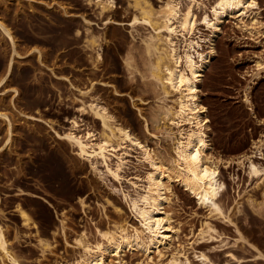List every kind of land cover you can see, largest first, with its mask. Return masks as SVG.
Here are the masks:
<instances>
[{
  "label": "rangeland",
  "instance_id": "374dc122",
  "mask_svg": "<svg viewBox=\"0 0 264 264\" xmlns=\"http://www.w3.org/2000/svg\"><path fill=\"white\" fill-rule=\"evenodd\" d=\"M97 1L0 0V19L10 29L18 53L13 56L8 86L0 87V111L13 127L11 145L1 149L7 126L0 118V221L8 227L9 242L20 264H61L77 256L75 238L84 233L94 240L96 228L117 220L112 207L104 203L106 198L121 205L130 226H139L122 194L133 197L142 191L150 167L140 151L126 145L117 149L115 153L123 159L117 181L94 173L90 163L57 136L70 127L77 135L101 129L100 120L88 109L81 111L89 101L96 99L105 105L115 121L146 138L151 150L161 145L171 151L168 142H157L144 131L142 117L157 101L137 76L129 78L122 60L125 50L139 46V36L147 31L139 25L131 30L133 10L127 0H113L112 8L101 15ZM148 1L157 8L166 0ZM194 1L198 7L194 8L197 21L192 39L200 46L195 45L198 52H206L211 34L202 17L211 15L214 0ZM256 4L251 11L264 21V0H256ZM60 6L65 7V14ZM86 24L90 31L103 34L97 64L94 51L83 45ZM240 25L235 16L222 22L198 88L207 117L208 151L221 161L218 171L224 188L219 200L225 217L199 206L182 184L173 180L165 209L177 232L168 245L149 257L139 249H126L120 256H109L106 264H168L172 257L200 264L199 252L215 264H264V211L257 213L248 202L263 203L264 208V151L261 157L256 154L252 158L262 169L257 177L249 178L244 167L236 165L239 156L251 155V141L264 133V36H249ZM33 48L40 54L30 51ZM11 54L10 42L0 32V70ZM257 62L262 64L258 70ZM173 98L168 96L167 102ZM97 168L103 170L100 165ZM77 197L83 198L84 207ZM16 204L33 216L40 237L50 244L44 257L34 231L24 227L15 212ZM54 210L64 211V235L56 230ZM206 222L216 234L201 239L199 232Z\"/></svg>",
  "mask_w": 264,
  "mask_h": 264
},
{
  "label": "bare ground",
  "instance_id": "6f19581e",
  "mask_svg": "<svg viewBox=\"0 0 264 264\" xmlns=\"http://www.w3.org/2000/svg\"><path fill=\"white\" fill-rule=\"evenodd\" d=\"M86 1L91 3V0ZM127 1L128 6L133 10L130 19L131 30H135L139 25L145 28L147 33L139 36V46L128 47L125 50L122 56L124 68L129 78L133 80L137 76L138 81L140 80L145 88H148L157 101L142 117L144 131L156 137L157 142H168L171 151L168 152L161 145L151 150L146 138L135 134L123 123L115 121L107 107L96 99L89 101L86 108L82 107L81 111L88 109L100 120L101 129L87 130L77 135L73 131L74 127H70L67 131L57 133V136L74 148L78 157L87 160L94 173L119 181L123 159L122 155L115 152L123 145L137 148L149 165L150 171L143 179L141 192H135L133 197L122 194L130 214L138 220L139 226H130L121 205L114 204L106 198L104 203L112 207L117 214V220L111 226L96 228L97 238L94 240H89L84 233H81L73 241L75 247L79 249L78 255L71 260L64 259L61 264H106L109 256H120L126 249H139L148 257L154 252L159 253V248L168 245L173 234L177 232L171 225L165 209L169 199V184L173 180L179 181L199 206L207 208L216 216L225 217L219 200L220 192L224 188L218 171V164L221 161L208 151L207 117L205 108L199 101L198 88L214 52L213 42L221 31L222 22L228 16L239 18L240 27L249 36H264V30L262 31L264 21L258 19L257 12L251 11L257 6L256 0H214L211 15L204 13L202 17V23L211 34L206 52H198L195 45L200 46L192 39L197 21L194 8L196 5L198 7L194 0L191 4H183L179 0H166L157 8L148 0ZM95 6L101 15L112 8L113 0H98ZM60 7L65 14V7ZM84 30V48L94 51L93 59L97 64L101 60L99 49L103 34L90 31L88 24L84 26ZM0 32L9 40L12 51L10 59L3 66L4 68L2 67L4 70L2 68L3 71L0 70V87L3 86L5 89L10 82L13 56L18 53L15 50L16 41L1 19ZM78 34L79 31L76 30L75 36ZM30 51L40 54L36 48ZM261 66L262 64L257 62L255 68L258 70ZM12 90L15 95L16 89L12 88ZM171 95L174 98L167 102V97ZM244 100L249 101L247 94ZM0 118L7 126L1 149H7L12 143L13 127L4 112L0 111ZM250 148L254 150L251 151V155L239 156L236 165L244 167L249 178H252L257 177L262 171L252 158L256 154L261 157V152L264 151V133L251 141ZM112 157L116 159L115 162L112 161ZM229 162L227 161L226 165ZM98 165L103 170H98ZM76 200L81 207L85 206L82 197H77ZM248 202L258 211L257 213L260 211L263 213V203L256 204L252 199H248ZM14 210L22 225L34 231V239L40 248V255L44 257L50 244L40 237L39 227L33 216L20 204H16ZM63 213L62 210L60 212L54 210L58 222L56 230H60L62 235L65 230L64 219L61 218ZM2 223L0 221V264H20L9 242L8 227ZM57 231L53 232L56 234ZM199 234L201 239H209L216 234V230L206 222ZM258 255L262 256L260 253ZM196 257L200 264H215L204 252H199ZM168 264L192 263L186 257L183 259L172 257Z\"/></svg>",
  "mask_w": 264,
  "mask_h": 264
}]
</instances>
